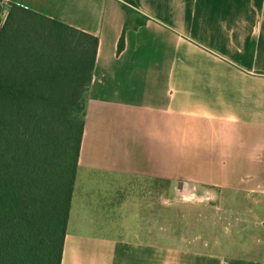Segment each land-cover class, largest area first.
I'll list each match as a JSON object with an SVG mask.
<instances>
[{"label":"crops","instance_id":"obj_1","mask_svg":"<svg viewBox=\"0 0 264 264\" xmlns=\"http://www.w3.org/2000/svg\"><path fill=\"white\" fill-rule=\"evenodd\" d=\"M3 1L99 39L62 264H264V0Z\"/></svg>","mask_w":264,"mask_h":264},{"label":"trees","instance_id":"obj_2","mask_svg":"<svg viewBox=\"0 0 264 264\" xmlns=\"http://www.w3.org/2000/svg\"><path fill=\"white\" fill-rule=\"evenodd\" d=\"M127 4L119 55L128 28L148 21ZM8 6L0 29V264H62L99 39Z\"/></svg>","mask_w":264,"mask_h":264},{"label":"rangeland","instance_id":"obj_3","mask_svg":"<svg viewBox=\"0 0 264 264\" xmlns=\"http://www.w3.org/2000/svg\"><path fill=\"white\" fill-rule=\"evenodd\" d=\"M8 11H9L8 3L0 1V29L4 25V23L7 19ZM132 18H137V16L134 15ZM80 116H82V114H80ZM179 195H180L179 198H181V201H180L181 211L180 212L187 211L188 193H187V191L181 190ZM164 197H165L164 212H165V218H167L173 212V205H175L171 202L172 195L169 192V188H168L167 183L164 184ZM175 210H177V206H176ZM170 224H171V220L165 219L164 228H165L166 233L170 229ZM164 240H165L164 243L171 244V238L166 237V234H165Z\"/></svg>","mask_w":264,"mask_h":264},{"label":"water","instance_id":"obj_4","mask_svg":"<svg viewBox=\"0 0 264 264\" xmlns=\"http://www.w3.org/2000/svg\"><path fill=\"white\" fill-rule=\"evenodd\" d=\"M180 187H182V186H180Z\"/></svg>","mask_w":264,"mask_h":264}]
</instances>
